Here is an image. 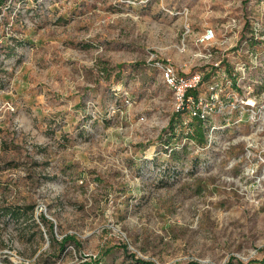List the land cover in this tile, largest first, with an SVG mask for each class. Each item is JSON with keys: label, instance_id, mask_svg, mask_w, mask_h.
<instances>
[{"label": "rangeland", "instance_id": "obj_1", "mask_svg": "<svg viewBox=\"0 0 264 264\" xmlns=\"http://www.w3.org/2000/svg\"><path fill=\"white\" fill-rule=\"evenodd\" d=\"M1 3L0 264H264V132L229 104L264 98V0ZM168 61L219 91L203 141Z\"/></svg>", "mask_w": 264, "mask_h": 264}, {"label": "built area", "instance_id": "obj_2", "mask_svg": "<svg viewBox=\"0 0 264 264\" xmlns=\"http://www.w3.org/2000/svg\"><path fill=\"white\" fill-rule=\"evenodd\" d=\"M215 39L213 29H207L199 35L198 41L206 44ZM161 69L165 83L173 92L175 109L179 113L188 112L193 117H198L204 123L211 111H214L216 104L220 100V94L214 86L211 87L209 97L203 98L199 95V88L204 82V75L201 71L180 72L170 61L157 62ZM235 80L237 76L232 75ZM235 85L237 82L234 83ZM238 86V84H237ZM194 91H197L194 92ZM231 101L229 104L240 107L242 114L237 122L246 121L255 132H264V98L259 93L253 96H246L238 99L236 91L230 93ZM249 114L247 119L244 114Z\"/></svg>", "mask_w": 264, "mask_h": 264}, {"label": "trees", "instance_id": "obj_3", "mask_svg": "<svg viewBox=\"0 0 264 264\" xmlns=\"http://www.w3.org/2000/svg\"><path fill=\"white\" fill-rule=\"evenodd\" d=\"M2 4L3 3L0 4V13H1V5ZM194 92L197 93V91H194ZM178 116H179V113L175 114V116L171 119L170 124H169V131L171 132V136H173V137L177 136L176 123H177ZM203 124H204V122L201 119H199L198 117H195V126L196 127H195L194 132L192 133V136L194 138H199L200 141L205 140V133L203 132L204 130L203 131L201 130V125H203ZM196 129H197V131H196ZM11 210L13 213H15L14 209L11 208ZM43 219L45 221H49L46 216H43ZM49 222H51V221H49ZM50 226L53 229V222L50 223ZM52 235H53V238L57 241L54 234H52ZM75 238H76L75 235L67 234L63 237V239L61 241H58V243L62 248H64L68 241H72V240L75 241ZM141 262L144 264H151V263L146 262V261H141ZM189 264H200V263H198L197 261H191ZM226 264H233L232 259H230Z\"/></svg>", "mask_w": 264, "mask_h": 264}]
</instances>
